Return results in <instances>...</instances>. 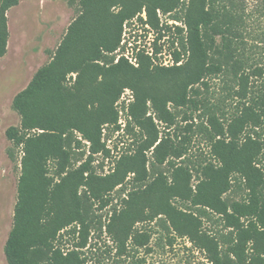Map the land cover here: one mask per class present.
<instances>
[{"label":"trees","instance_id":"16d2710c","mask_svg":"<svg viewBox=\"0 0 264 264\" xmlns=\"http://www.w3.org/2000/svg\"><path fill=\"white\" fill-rule=\"evenodd\" d=\"M183 2L130 0L121 6L110 0L96 6L95 0H81V12L52 60L14 97L12 109L20 124L9 128L6 137L21 148L22 158L13 223L4 247L6 264H87L84 251L90 235L103 229L115 257L144 248L148 254L157 226L166 232L168 245L175 238L186 239L210 264H262L264 64L255 62V47L243 39L244 19L234 7L219 11L215 0H189L182 20L186 36L180 38V51L173 52L174 66L156 72L177 77L193 66L191 76L165 99L137 94L130 115L145 130L144 148L138 156L123 157L109 175L100 176L92 167L95 155L108 154L101 142L102 127L116 122L113 105L137 72L126 60L113 64L109 58L119 46L123 23L144 9L147 25L158 30L157 10L171 15ZM17 5L18 0H0V58L8 39L6 13ZM116 6L119 10L111 12ZM260 8L264 12V0ZM91 17L96 19L86 26ZM260 40L257 47L264 45V34ZM183 55L186 61L180 64ZM71 74H76L75 84L67 88ZM140 76L152 77L147 70ZM212 78L230 82L239 104L238 115L226 125L215 114L208 115L205 134L216 163L199 167L195 188L187 167L173 168L170 180L162 173L151 178L145 150L152 149V165L158 166L182 158L185 150L159 138L156 125L145 117L147 101L158 120L171 125L173 115L166 105L186 106L191 103L189 87L207 88ZM82 145L87 146V158L73 167L75 151ZM234 188L245 196L229 203L225 195ZM114 191L122 195L113 205ZM110 205L103 224L95 212ZM209 214L231 231L226 255L219 241L202 228L201 217ZM138 224L144 225L139 229ZM66 236L72 239L70 247L64 244Z\"/></svg>","mask_w":264,"mask_h":264},{"label":"rangeland","instance_id":"374dc122","mask_svg":"<svg viewBox=\"0 0 264 264\" xmlns=\"http://www.w3.org/2000/svg\"><path fill=\"white\" fill-rule=\"evenodd\" d=\"M95 1L98 6L101 2L107 3L110 0ZM128 1L130 0H115L121 6ZM183 1V5L171 15L157 10L158 30L147 25L144 9L122 25L119 46L109 58L113 59V64L124 59L137 72L127 81L128 85L124 86L113 105L116 122L102 127L101 142L105 145L108 154L95 155L92 162L95 173L100 176L112 173L123 157L138 156L145 146V130L139 127L130 115L136 95L141 94L146 97L147 94L165 99L176 94L193 72V66L177 77H165L164 74L156 72L158 68L174 66L173 52L180 51V38L186 36V28L182 20L189 0ZM80 2L81 0H18V5L6 13L8 39L6 53L0 58V264H6L4 247L13 223L17 184L21 175V148L15 146L6 137L9 128L19 127L20 124V117L12 109V102L14 97L29 85L36 72L52 60L68 27L81 12ZM260 5L261 0H215V7L219 11L223 7L227 9L234 7L242 16L245 30L242 29L243 39L246 44L255 47V62L262 66L264 45L260 47L255 45L261 42L260 39L264 34V12ZM111 10L115 13L119 10V6ZM174 16L179 20L174 19ZM95 19L96 17H91L86 26L91 25ZM175 28H182L183 33L178 34ZM185 61L186 57L183 55L180 64ZM146 70L152 76L150 79H142L140 76ZM224 79H210L207 88L200 84L189 87L187 96L191 103L184 107L176 108L168 103L167 109L173 115L171 125L166 126L160 122L151 103L147 101L145 117L152 119L160 132L159 138H167L170 144L179 148L184 147L185 150L182 158H171L169 159L171 164L166 162L162 166L152 165V149L147 152L145 150L144 156L148 159L146 166L151 178L162 173L170 180L173 168L187 167L192 175L190 184L195 188L200 179L197 172L200 170L199 167L209 162L216 163L210 154L211 147L205 134L210 126L208 115L215 114L226 122V125L238 115L236 108L239 105L238 99L231 94L230 82H223ZM75 80L76 74L68 75L65 86L73 88ZM257 86H254L253 92L256 91ZM87 155V146L82 145L75 151L73 167L86 160ZM121 195L119 191H114L113 205ZM244 196L242 190L234 188L225 195V198L230 203L241 200ZM174 204L179 207L177 201ZM111 209L110 205L100 212L97 211L95 217H101L105 224ZM201 220L202 228L219 241L226 255L227 238H231L230 229L225 228L214 214L201 217ZM143 225L138 224L136 228L140 229ZM102 231L103 233L97 231L90 235V246L84 251L88 258L87 264H210L205 255L186 239L175 238L172 240V245H168L166 232L158 226L155 227L154 235L148 245L150 248L148 254L144 248L136 253L130 252L122 258L115 257L112 243L104 229ZM63 241L66 247H70L71 238L66 236ZM247 254L250 253L247 251ZM260 258L261 263L264 264V255Z\"/></svg>","mask_w":264,"mask_h":264}]
</instances>
